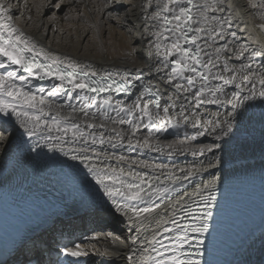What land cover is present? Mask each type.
<instances>
[{
	"label": "snow or ice",
	"instance_id": "obj_1",
	"mask_svg": "<svg viewBox=\"0 0 264 264\" xmlns=\"http://www.w3.org/2000/svg\"><path fill=\"white\" fill-rule=\"evenodd\" d=\"M62 3L39 0L33 17L27 0H0V185L67 165L93 190L90 214L126 222L127 234L113 240L128 249L126 264H217L226 177L259 167L264 179V43L238 22L233 0H140L130 8L111 0L127 10L108 18L138 40L146 59L134 70L95 68L52 51L28 30H39L45 6ZM248 7L264 19V0H248ZM34 81L51 83L33 87ZM170 128L185 129V138L168 144L167 155L191 152L208 159L207 166L179 168L134 155L164 151L159 134ZM199 137L212 142L193 145ZM125 148L132 154H118ZM205 173L211 178L188 192L186 185ZM69 210L38 218L0 247V264H86L81 258L99 249L80 240L95 236L61 231L55 245L49 239ZM226 254L223 264H264V215L236 230Z\"/></svg>",
	"mask_w": 264,
	"mask_h": 264
},
{
	"label": "bare ground",
	"instance_id": "obj_2",
	"mask_svg": "<svg viewBox=\"0 0 264 264\" xmlns=\"http://www.w3.org/2000/svg\"><path fill=\"white\" fill-rule=\"evenodd\" d=\"M23 2L24 0H12L13 4H23ZM27 2L29 8H31L30 14L35 17L37 15L36 9L32 6L34 3H38L39 0H27ZM58 2H60V0H50L51 5ZM139 2L140 0H124V3L129 8L132 4H139ZM233 2L241 9L238 21L241 26L247 25V27L251 29L252 39H258L260 42L264 43V30L259 28V25L264 23L260 10L250 9L248 7V0H233ZM102 5H107V7L100 11L99 9ZM66 10H68V12H66ZM126 10L125 8L112 6L111 0H63L60 9L49 6H45V8L42 9L39 16L41 27L38 31L36 29L28 30L36 32L37 36L41 39V43L52 51H56L62 55H69L81 63L89 62L93 64L95 68L106 67L109 70H134V66H139L143 60L146 59L141 51V44L137 39L130 37L125 28L121 24H118L115 19L108 18L109 12L113 17L117 15L122 17ZM134 11L136 10L134 9ZM14 14L18 16L19 12H15ZM28 14L27 12L25 13V15ZM53 14L57 17L56 21L49 20V17ZM65 16L68 18L65 19ZM94 24L97 25V27H92ZM60 29H63V31H60ZM85 29L87 30L85 31ZM238 34L244 37L248 36V33ZM146 43L147 41H145V45ZM131 49H137V51L130 54ZM50 83L51 82L48 81L44 85L47 87ZM38 85L39 84L35 83V81L33 82V87ZM209 108L215 110V106H209ZM147 133L148 129L144 128L141 129L139 135L144 136L147 135ZM159 136L164 151H137L134 155H136L138 159L154 163L174 164L179 168H190L193 165L200 167L201 162H203L204 166H207L208 159L205 157L193 156L191 152L186 151L183 153H176L172 156L167 155V145L170 143L175 145V142L184 139L185 129L170 128L168 132L161 133ZM25 139L28 138L25 137ZM211 142V137H199L197 140L192 141V144L203 145L210 144ZM44 152L47 153L48 156L58 158V161H67L68 165H74L82 172L87 171L79 161L71 160L70 157L65 156L61 152H49L47 148H44ZM118 154L131 155L132 153H129L125 148L122 152L118 150ZM183 154H186L185 159L181 158ZM208 158H211V154H208ZM55 166L59 167L56 173L60 175L67 172H76L75 170H70L67 165L56 163L51 167ZM230 167L231 165H229V168ZM258 170L261 169L257 167L253 171ZM212 172L213 174H219L216 170H212ZM241 174L246 173L236 172L230 174L226 177V180L235 178ZM29 175L30 174L18 177L8 186L0 185V224L4 217H7L20 207L26 194H29L41 183V181H37L35 184H27ZM48 175H54V173ZM210 178L211 177L207 173H205L203 177L197 176L192 183L186 185L187 191L192 192L193 184H199L201 179L207 181ZM88 179L94 186V181H91L90 176ZM74 186L77 189L76 196L65 205L53 207L51 211L45 213L42 217L49 215L57 208L64 210L65 206H67L72 210H69L68 214L62 217V222L56 225V229L63 231L66 236L71 234L73 238L96 237V239L92 240H80L82 243L95 245L96 248L99 249L98 253L94 252L89 257L81 258L86 264H126L125 257L128 249L119 241L113 242L115 237L123 238L127 234L126 222L118 215L99 218L90 214L86 209L94 196L92 188L85 186L81 179L75 180ZM180 192L182 194L183 189H180ZM52 244L55 245V243ZM105 249L111 254L104 255Z\"/></svg>",
	"mask_w": 264,
	"mask_h": 264
},
{
	"label": "rangeland",
	"instance_id": "obj_3",
	"mask_svg": "<svg viewBox=\"0 0 264 264\" xmlns=\"http://www.w3.org/2000/svg\"><path fill=\"white\" fill-rule=\"evenodd\" d=\"M66 12H68V10H66ZM71 12V11H70ZM183 158L185 159L186 158V156L185 155H183Z\"/></svg>",
	"mask_w": 264,
	"mask_h": 264
}]
</instances>
